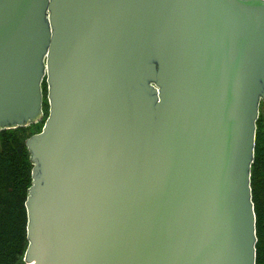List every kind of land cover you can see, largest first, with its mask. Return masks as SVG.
Here are the masks:
<instances>
[{
    "label": "water",
    "instance_id": "95a60500",
    "mask_svg": "<svg viewBox=\"0 0 264 264\" xmlns=\"http://www.w3.org/2000/svg\"><path fill=\"white\" fill-rule=\"evenodd\" d=\"M261 102L264 0H0V131L43 120L18 264H255Z\"/></svg>",
    "mask_w": 264,
    "mask_h": 264
},
{
    "label": "trees",
    "instance_id": "16d2710c",
    "mask_svg": "<svg viewBox=\"0 0 264 264\" xmlns=\"http://www.w3.org/2000/svg\"><path fill=\"white\" fill-rule=\"evenodd\" d=\"M41 86L45 100V81ZM42 107L46 116V101ZM42 125L43 120L28 126L0 131V264L23 262L28 243L25 200L31 183L32 169L24 141L31 134L40 131ZM250 187L257 238L255 264H264V102L259 105L256 120Z\"/></svg>",
    "mask_w": 264,
    "mask_h": 264
},
{
    "label": "rangeland",
    "instance_id": "374dc122",
    "mask_svg": "<svg viewBox=\"0 0 264 264\" xmlns=\"http://www.w3.org/2000/svg\"><path fill=\"white\" fill-rule=\"evenodd\" d=\"M43 96H44V94H43ZM45 96H46V93H45ZM44 101H46V99H45ZM43 111H44V110H43Z\"/></svg>",
    "mask_w": 264,
    "mask_h": 264
}]
</instances>
